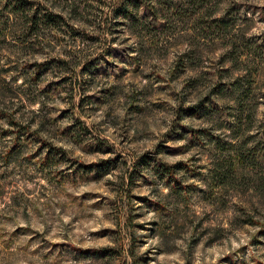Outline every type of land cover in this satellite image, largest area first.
<instances>
[{"label":"rangeland","instance_id":"1","mask_svg":"<svg viewBox=\"0 0 264 264\" xmlns=\"http://www.w3.org/2000/svg\"><path fill=\"white\" fill-rule=\"evenodd\" d=\"M28 1L0 0V264H264V0Z\"/></svg>","mask_w":264,"mask_h":264},{"label":"trees","instance_id":"2","mask_svg":"<svg viewBox=\"0 0 264 264\" xmlns=\"http://www.w3.org/2000/svg\"><path fill=\"white\" fill-rule=\"evenodd\" d=\"M5 1L7 2V4H12V6H13L12 8H13L14 12L23 13L24 12L23 5L19 6L18 2L19 1L27 2L28 0H5ZM142 4H143V0H123L121 2V4L119 5L117 10H118V13L120 15H122L123 17L131 19V18L135 17V14H134L133 10H136L139 7H141ZM183 10H184V8H177L176 12L182 13ZM199 12H200V9L199 10H194L193 13H189V16L192 17L193 14L194 15L195 14H199ZM28 16L29 17H28L27 22H29L31 24L36 23V21L38 19V14L35 11H34V13H31ZM170 169H171L170 166L163 165L161 171H162V173L167 174V173H171Z\"/></svg>","mask_w":264,"mask_h":264}]
</instances>
